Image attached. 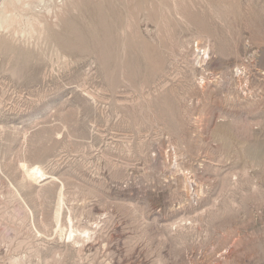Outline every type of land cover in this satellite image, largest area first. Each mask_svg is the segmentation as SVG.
Returning a JSON list of instances; mask_svg holds the SVG:
<instances>
[{"label":"rangeland","instance_id":"obj_1","mask_svg":"<svg viewBox=\"0 0 264 264\" xmlns=\"http://www.w3.org/2000/svg\"><path fill=\"white\" fill-rule=\"evenodd\" d=\"M30 1L0 13V264H264V0Z\"/></svg>","mask_w":264,"mask_h":264},{"label":"bare ground","instance_id":"obj_2","mask_svg":"<svg viewBox=\"0 0 264 264\" xmlns=\"http://www.w3.org/2000/svg\"><path fill=\"white\" fill-rule=\"evenodd\" d=\"M1 1H2V0H0V7H1ZM3 1H4V0H3ZM8 1H10V0H8ZM12 1H13V0H12ZM12 1H11V2H7V1L5 0V1L2 3L3 6L1 7L2 9H0V13H1V10L4 11V12H2V13H6V12L8 13V12H11V9H10V8H13L14 6L17 8L18 6L14 5L16 2L14 3V1H13V2H12ZM17 1H18V2H17V5H18V3H20V2H22V3L24 4V3H26V2H29L30 0H17ZM35 1H38V0H35ZM40 1H41V0H40ZM40 1H38V2H40ZM43 1H44V0H43ZM30 2H31V1H30ZM32 3H33V2H32ZM23 4H22V5H23ZM28 4H29V3H28ZM33 4H34V3H33ZM19 5H20V6H19L18 8L21 10L23 7L21 8L22 5H21V4H19ZM26 5H27V3H26ZM29 5H31V4H29ZM27 6H28V5H27ZM32 7H33V6H32ZM18 8H17V9H18ZM42 8H43V7H42ZM13 9H14V8H13ZM13 9H12V10H13ZM24 10H25V8H24ZM21 11H22V10H21ZM21 11H18V12H21ZM12 12H13V11H12ZM18 12H17V13H18ZM13 13H14V12H13ZM13 13H12V14H13ZM12 14H11V15H12ZM15 14H16V12H15ZM2 15H3V17L0 16V18H3V19H4V17H6V14H2ZM8 15H9V13H8ZM8 15H7V18H8ZM21 15H22V14H20L19 16H21ZM12 16H14V15H12ZM12 16H11V18H12ZM19 16H18V17H19ZM14 17H16V16H14ZM14 17H13V18H14ZM32 17H33V16H32ZM16 18H17V17H16ZM16 18H15L14 20H15V21H18L19 18H17V20H16ZM33 18H34V17H33ZM3 19H2V20H3ZM5 19H6V18H5ZM9 19H10V17H9ZM9 19H8V21H9ZM24 19H25V18H24ZM6 20H7V19H6ZM11 20H12V19H11ZM11 20H10V21H11ZM32 20H33V19H32ZM12 21H13V20H12ZM4 22L6 23V21H4ZM32 22H33V21H32ZM37 22H38V21H37ZM13 23H15V22L13 21ZM0 24H1V23H0ZM6 24H7V23H6ZM9 24H10V23H9ZM11 24H12V23H11ZM31 24H33V23H31ZM2 26H3V25H2ZM7 26H8V24H7ZM7 26H5V27H7ZM32 27H33V26H32ZM33 37H34V36H33ZM25 165H26V164H25ZM25 165H24V166H25ZM25 168H26V166H25ZM37 170H38V169H37ZM36 172H37V171H36ZM33 173H34V171H33ZM38 173H39V172H38ZM34 174H35V173H34ZM42 174H43V173H42ZM37 175H38V174H37ZM36 177L38 178L39 175L36 176ZM34 178H35V177H34ZM35 179H36V178H35Z\"/></svg>","mask_w":264,"mask_h":264},{"label":"built area","instance_id":"obj_3","mask_svg":"<svg viewBox=\"0 0 264 264\" xmlns=\"http://www.w3.org/2000/svg\"><path fill=\"white\" fill-rule=\"evenodd\" d=\"M196 47L198 48V44L196 45Z\"/></svg>","mask_w":264,"mask_h":264}]
</instances>
